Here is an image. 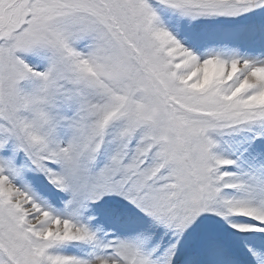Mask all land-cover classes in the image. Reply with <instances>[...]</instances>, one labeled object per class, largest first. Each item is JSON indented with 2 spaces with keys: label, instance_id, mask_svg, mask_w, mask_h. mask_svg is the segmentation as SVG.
<instances>
[{
  "label": "snow or ice",
  "instance_id": "6c2138e0",
  "mask_svg": "<svg viewBox=\"0 0 264 264\" xmlns=\"http://www.w3.org/2000/svg\"><path fill=\"white\" fill-rule=\"evenodd\" d=\"M0 264H264V0H0Z\"/></svg>",
  "mask_w": 264,
  "mask_h": 264
}]
</instances>
